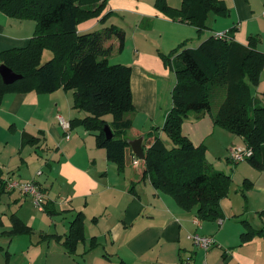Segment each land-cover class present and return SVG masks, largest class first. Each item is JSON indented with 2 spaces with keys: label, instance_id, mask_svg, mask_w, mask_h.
Listing matches in <instances>:
<instances>
[{
  "label": "crops",
  "instance_id": "1",
  "mask_svg": "<svg viewBox=\"0 0 264 264\" xmlns=\"http://www.w3.org/2000/svg\"><path fill=\"white\" fill-rule=\"evenodd\" d=\"M154 1L107 0L102 14L110 12V16L104 24L98 17L77 26L79 33L109 25H115L124 32L121 50H117L116 39L109 42L113 49L108 62L131 67L133 105L135 111H145L149 119L147 124L154 122L152 130L161 128L170 108L162 111L159 106V90L156 88L159 89L160 79L169 72L157 51L166 54L185 41L186 35H191L185 34L190 25L167 17L154 6ZM167 1L169 6L176 8L181 0ZM221 1L229 11L228 15H211L207 22V29L211 32L205 38H198V45L214 32L235 26L233 38L236 41L247 44L249 36H257L262 43H257V49L264 52V0ZM34 27L33 20L14 19L0 11V52L25 46L33 35ZM260 75L258 86L264 90V73ZM58 115L68 121L78 117L73 108L72 91L58 88L50 93H12L6 94L0 102V184L8 177H22L19 166H16L17 170L11 168L14 165L11 152L7 156L9 162L1 160V150L8 145L7 140L1 143V137L15 131V136L20 139L16 150L34 147L35 155H38L37 148L45 150L49 175L39 180L43 174L41 171L31 180L37 182L47 195L45 202H48L49 210L58 212L49 215L35 207L28 215L25 211L24 215L18 207L23 200L31 198L22 193L18 195L14 190L0 189V264H264V242L254 238L246 243L240 242L239 236L245 231L241 223L245 220L241 219L244 216L239 191L241 184L232 189L233 193L230 191L221 206L223 216L218 219L220 223L217 220H199L192 211L181 209L168 195L156 191L148 178L138 180V167H134L132 162L133 173H127L124 168L119 175L107 160L105 151L95 146L94 136L82 127L70 128L66 138L67 133L61 127ZM133 119L127 139L142 136L144 140L145 134L151 130L144 131L135 125ZM181 130L195 146L205 144L209 150V146L212 148L213 144H218L220 150L217 152L227 150V159L232 147L243 144L241 137L224 131L231 135L229 137L215 127L208 112L190 114L182 123ZM23 132L38 137L40 142L21 147ZM157 133L162 134L160 129ZM127 152L133 155L130 147ZM16 154L15 158L20 154V161L27 163L28 158L23 157L20 151ZM255 172L245 176L252 182L248 201L264 207V172L258 171L257 175ZM100 175H105L104 181ZM58 181L57 189L52 190ZM49 189L57 202L48 198ZM1 193L7 195L8 204L7 210L2 213ZM79 211L85 217V241L78 244L73 254H68L61 242L55 239L40 240L41 234L64 236L69 222ZM8 212L19 216L32 228V233L6 235L11 224L2 215ZM193 234L210 237L212 244L208 249L200 247L192 240ZM91 237L96 239L97 244L88 248ZM5 252L9 253L7 263Z\"/></svg>",
  "mask_w": 264,
  "mask_h": 264
},
{
  "label": "trees",
  "instance_id": "2",
  "mask_svg": "<svg viewBox=\"0 0 264 264\" xmlns=\"http://www.w3.org/2000/svg\"><path fill=\"white\" fill-rule=\"evenodd\" d=\"M106 4L107 0H0V11L7 16L35 22L33 35L25 46L0 52V64L22 76L8 85L0 76V102L12 93H50L58 88L72 91L73 108L84 113L69 121L70 128L82 127L91 133L95 146L105 151L118 173L124 170L129 156L132 165L138 167V180L148 178L156 191L171 196L181 209L192 211L199 220L222 218L220 201L229 195L231 176L213 169L205 158V144L195 146L182 133L181 126L190 113H210L215 127L241 137V145L252 150L246 160L264 172V90L255 94L264 67V52L257 49L258 37L249 36L247 44L239 43L233 38L234 26L226 30L225 38L215 36L214 32L195 48L187 47L183 41L166 54L158 51L164 65L173 70L176 81L163 124L145 134L144 158L139 159L127 154L126 135L133 124L128 114L135 111L131 67L108 62L113 49L109 42L116 39L118 50L121 49L124 32L115 25L85 33L77 30L79 23L92 18L100 17L104 24L110 16V12L102 14ZM154 6L172 20L193 26L198 33L208 28L211 15L225 17L229 12L221 0H181L176 8L169 6L167 0H155ZM45 52H50V57L43 61ZM220 90L224 96L213 112L211 101ZM108 114L111 120L105 119ZM105 127L111 132L110 138ZM159 129L170 145L157 133ZM39 142L38 137L26 132L21 135V147ZM133 160L138 163L134 165ZM250 187L252 182L245 178L239 189L242 197H246ZM0 189L5 190L4 180ZM41 210L49 215L58 213L49 210L48 202ZM259 214L264 215V210ZM84 219L79 211L64 236L41 234L40 240L55 239L68 254H73L78 244L85 241ZM241 223L245 227L240 234L241 243L254 236L264 237L263 229L252 228L246 220ZM10 224L5 232L9 237L33 231L16 214L10 215ZM96 244L91 237L88 248ZM5 258L7 263L8 252Z\"/></svg>",
  "mask_w": 264,
  "mask_h": 264
},
{
  "label": "rangeland",
  "instance_id": "3",
  "mask_svg": "<svg viewBox=\"0 0 264 264\" xmlns=\"http://www.w3.org/2000/svg\"><path fill=\"white\" fill-rule=\"evenodd\" d=\"M180 4H181V1H180ZM210 32H211V30L205 29L202 32L198 33L193 26H191V28L187 27L185 34H191V35H186L185 41L187 42V44L189 46L195 48L198 46V43H199V41H197L198 38H200V39L205 38L206 36H208V34ZM257 43L260 45L262 44V43H260V40ZM117 50H118V46H117ZM119 50H121V49H119ZM157 54H158V51H157ZM158 56H159V54H158ZM49 57H50V52H45L42 60L44 61L45 59H47ZM166 68H167V71L169 72V74L165 75L163 79H160L159 89L156 88L157 90H159V106H160V109L162 111L165 110V108L168 109L170 107L171 91H172L174 84H175V81H176L175 80V74H174L173 70H171L169 67H166ZM262 72L264 73V70H262ZM260 77H261V75H260ZM259 87L260 86L256 87L255 90H259V91L262 90ZM259 91L258 92L256 91L255 94L259 95L260 94ZM223 96H224L223 90H220L218 92V94L215 97H213V99L211 101V108H212L213 112H215L216 109L218 108L220 102L223 99ZM83 113L84 112L75 109V114H77L76 116H81ZM190 114H194V113H190ZM128 116H130L131 118L133 117L134 119L133 118L132 119H133V122L135 123V125L136 124L139 125L144 131H148L149 129L152 130L151 124H153L154 122L147 124L149 119H148V117H146L147 115L145 114L144 110H137L136 109V111L132 112L131 114H128ZM105 119L111 120V114L106 115ZM65 120L68 121L66 118H65ZM145 124H147V125H145ZM142 126H144V127H142ZM220 129H222V128H220ZM224 131H226V130L222 129V132H224ZM226 132H224V133H226ZM161 133H162L161 137L164 139L165 143L167 145H170L169 139L166 137V135L162 131H161ZM227 135L229 137L231 136L230 134H227ZM1 138H2L1 143H4L6 140L8 141L7 148L1 150V160H2V162H5V163L9 162L10 160L7 159V156H9V153L11 152V155L14 158L13 159L14 165H11L12 166L11 168H14L13 170H17L16 166H19V170H20V173L22 176L21 179H19V180H22V181H28L27 179L31 180V178L36 176V174L38 172L41 174V171H43V174L39 176V180H44L45 178H47V176L49 175V173H48L49 167L45 163V158H44L46 156L45 150H41V149L37 148L38 155L37 154L35 155L33 152L34 149H36V148L30 147V146L25 147L23 150H20V149L16 150V148L19 147L20 139H19V137L15 136V131H10L9 135L7 137H1ZM215 139H216V137H215ZM218 147H219L218 144H213L212 148H211V146L208 147L209 150H207V148H206L205 158H206V161L212 166L213 169L220 170V171H222L226 174H229L231 176L232 185H231L230 191H231V193H233L232 189H234L235 186L241 184L242 181H244L245 176H249V174L251 175V172H253V171H257V172H255V174L257 175L258 170L255 169L254 167H252L247 160L239 161L237 163H234L231 160H228L229 158L227 159V150L224 149L221 152H217L218 150H220V148H218ZM18 151H20V153L23 157L28 158L27 163L26 162L23 163L22 161H20V157H19L20 154L17 158H15L17 156L16 153ZM110 164L113 167H115V169H116V166L114 163L110 162ZM125 169H126L127 173L129 171L131 173H133L131 170V161H130V158H128V157L126 160ZM137 170H138V168H137ZM122 172H124V171H122ZM121 173H119V175H121ZM6 176H7V174H6ZM100 177H101V180L104 181L105 175H100ZM52 178H53V176H52ZM12 179H18V177H12ZM58 185H59V181L57 182V184L54 187H52V190L57 189ZM52 190L49 189L48 198L53 202H57V199L55 198V195H54ZM249 190L246 191V193H247L246 197L245 198L242 197L244 216L241 219H245L246 221H248L252 228L257 229V230L263 229V231H264V215L259 214L260 211L264 210L263 209L264 207H259V206H261V205H259V203H254V202L251 203L248 201ZM14 191L18 195L20 194L19 190H14ZM6 196H7L6 194L1 193V210H2L1 213L3 211H6L7 207H8V204H6L7 203ZM46 197H47V195H46ZM168 197L171 198V196H169V195H168ZM227 197H229V196H227ZM227 197L223 198L220 201V206H223L225 204V199H227ZM35 207L36 206H34V204L32 203V200L27 198L26 201H24V200L22 201V205L19 206L18 208L20 210L19 212H22L25 215V211H26V214L28 215L31 212L30 209L34 210L37 208V207L36 208ZM9 213L10 212H8L6 215H2L4 220L10 221V215L11 214H9ZM230 218H236V216H231ZM253 238L258 240V241L264 242L262 236H254Z\"/></svg>",
  "mask_w": 264,
  "mask_h": 264
},
{
  "label": "built area",
  "instance_id": "4",
  "mask_svg": "<svg viewBox=\"0 0 264 264\" xmlns=\"http://www.w3.org/2000/svg\"><path fill=\"white\" fill-rule=\"evenodd\" d=\"M262 15L264 16V7L262 10ZM214 34L215 36L225 38L227 31H216ZM57 118L63 130L67 133L65 137L68 138V132L70 130L69 121H66L59 115L57 116ZM251 155L252 150L250 148L246 147L245 145H236L229 150L228 158L232 162L237 163L239 161L246 160ZM137 163V160H133L134 165H136ZM37 174H39V172ZM4 189L6 191L19 190L20 193L28 195L31 198L34 206L38 207L39 209L43 208L44 202L46 200L45 193L32 180L22 181L19 179L7 178L4 180ZM218 222L220 223L221 220H219ZM191 238L193 239L195 244L204 249H208L212 244V239L208 236L193 234Z\"/></svg>",
  "mask_w": 264,
  "mask_h": 264
},
{
  "label": "water",
  "instance_id": "5",
  "mask_svg": "<svg viewBox=\"0 0 264 264\" xmlns=\"http://www.w3.org/2000/svg\"><path fill=\"white\" fill-rule=\"evenodd\" d=\"M0 76L3 83L6 85L11 84L22 77L20 74H16L4 64H0ZM105 133L108 138L111 137V132L108 127H105ZM127 143L131 148V152L134 156L138 157L139 159L144 158L142 136L135 139H127Z\"/></svg>",
  "mask_w": 264,
  "mask_h": 264
}]
</instances>
